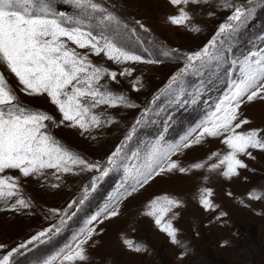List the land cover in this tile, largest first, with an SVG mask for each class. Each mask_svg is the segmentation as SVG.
I'll return each instance as SVG.
<instances>
[{
    "label": "rangeland",
    "instance_id": "rangeland-1",
    "mask_svg": "<svg viewBox=\"0 0 264 264\" xmlns=\"http://www.w3.org/2000/svg\"><path fill=\"white\" fill-rule=\"evenodd\" d=\"M44 2L55 11L80 18L79 10L69 0ZM97 2L119 15L130 27H137L143 44H131L133 51L144 56L150 55L161 62L135 65L133 76L120 77L119 84L107 77L101 81L109 91L123 94L130 102L138 105L131 109L107 106L94 109L102 120L111 118L116 121L115 124L81 135L77 129L63 125L55 127L49 122V131L89 162H99L106 166L108 156L124 141L145 108H149V114L143 117L142 125L136 126V132L125 149V158L98 185L96 192L91 194L69 226L49 243L16 256L15 264H43L45 259L56 255L69 244L91 216L99 213L110 198L118 197L123 191L121 185L125 182L126 168L143 163V157L151 145L161 141V137V143H178L214 110L215 104L227 92L231 79L238 71V64L233 65V60L239 61L251 52L264 50V8L258 7L231 48L225 52V63L216 74H189L184 78L186 90L183 93L162 96L157 105H151L149 102L154 95L166 86L171 75L183 67L184 54L199 51L207 44L228 12L221 10V0H211L209 5L199 7L189 6L186 10L193 17L189 24L201 29L194 33L183 26L169 23L170 16L178 15V8L171 6L168 0ZM235 2L244 3L246 0ZM136 20H140L150 31H140L135 25ZM91 23L97 24V21ZM94 31L98 33L100 28L96 27ZM145 48L148 52L144 51ZM173 50H178V53ZM165 51L172 52V56L165 57ZM89 59L93 64L110 71L119 72L122 67L131 66L116 65L103 57V54H89ZM5 74L23 106L44 111L55 120H61L54 105L44 97L24 96L19 92L15 77L7 72ZM136 78L143 85L139 92L132 90ZM243 111L251 123L237 131L264 129V103L254 102ZM222 140L223 137L206 138L201 145L181 150L173 159L181 167L189 169L187 174L173 172L157 177L123 200L118 217L97 225L99 235L94 238L95 244L86 246V264H264V153L250 150L255 159L241 156L240 159L248 168L240 169L239 176L226 179L222 175L225 165L210 170L213 164H219L229 153ZM134 153H139V157H134ZM195 163H203L205 167L193 169ZM3 175L18 180L23 198L29 200L32 207L19 213L0 212V244L4 245L0 258L38 231L56 223L59 217L53 215L50 209L66 210L68 203L81 198L83 189L89 186L95 174H66L59 180L52 174V170H48L45 177L39 179L24 178L14 170H6ZM128 182L131 183V180ZM52 184H59V187L53 188ZM205 189L212 192L209 199L215 205L214 210H205L200 203ZM165 195L179 200L182 205L165 217V221L171 219L177 230L179 244H173L167 234L160 231L154 219L145 215L150 211V202ZM252 195H260L262 198L250 199ZM0 207L3 205L0 204ZM125 240L133 241L134 245H140L147 251H130Z\"/></svg>",
    "mask_w": 264,
    "mask_h": 264
},
{
    "label": "snow or ice",
    "instance_id": "snow-or-ice-1",
    "mask_svg": "<svg viewBox=\"0 0 264 264\" xmlns=\"http://www.w3.org/2000/svg\"><path fill=\"white\" fill-rule=\"evenodd\" d=\"M69 2L79 10L80 18L53 10L44 0H0V204L3 205L0 212L19 213L32 207L31 202L23 198L18 180L10 175H3L6 170L17 171L24 178L37 179L45 177L48 170H52L57 180L66 174L78 175L79 172H92L95 175L89 186L83 189L81 198L68 203L66 210L50 209L53 215L59 217L56 223L7 251L0 258V264H15L16 256L49 243L69 226L91 194L96 192L98 185L125 158V149L136 132V126L142 125L143 117L149 114V108H145L124 141L108 156L106 166L99 162H89L51 134L49 122L55 127L63 125L77 129L81 135L115 124L116 121L111 118L102 120L94 109L100 106L131 109L138 105L130 102L123 94L109 91L101 81L107 77L119 84L120 77L133 76L135 65L161 62L150 55L144 56L133 51L131 44H143L137 27H130L119 15L97 0ZM168 3L178 8V15L168 18L170 24L183 26L194 33L201 31L198 26L189 24L193 17L186 9L189 6L209 5L211 0H168ZM258 7L264 8V0H246L244 3L221 0V10L228 12L224 21L199 51L184 54L183 67L171 75L166 86L149 103L157 105L162 96L183 93L186 90L184 78L189 74H216L225 63V52L231 48ZM93 20L97 24L91 23ZM135 25L140 31H150L140 20H136ZM96 27L100 28L98 33L94 31ZM144 51L148 52V49L145 48ZM173 51L178 53V50ZM89 54H103V57L116 65L131 66L122 67L119 72L110 71L93 64ZM163 55L170 57L172 52L165 51ZM232 63L238 64V71L231 79L227 92L215 104L214 110L178 143H161V137V141L152 144L143 157V163L126 168L125 182L121 185L123 191L118 197L110 198L103 209L91 216L85 226L74 234L69 244L56 255L45 259L43 264H86V246L95 244L94 238L99 235L97 225L118 217L123 200L157 177L173 172H189L188 168L181 167L173 159L181 150L201 145L206 138L223 137L222 143L227 146L229 153L219 164H213L210 170L225 165L222 175L226 179L239 176L240 169L248 168L240 159L241 156L255 159L250 150L264 153V129L237 131L251 123L244 116L243 109L254 102L264 103V50L251 52L244 59L233 60ZM6 72L15 77L19 92L24 96L44 97L54 105L61 120H55L44 111L23 106L16 90L10 86ZM142 87L141 80L136 78L132 83V90L139 92ZM179 102L178 100L177 103ZM133 155L139 157V153ZM204 167L203 163L192 165L193 169ZM51 186L57 188L59 184ZM211 195V190L205 189L201 196L200 203L205 210L215 208L209 199ZM261 198L260 195L250 197L254 200ZM181 206L179 200L165 195L152 200L148 205L150 211L145 213L154 219L160 231L166 233L173 244L180 243L177 230L171 219L165 221V217ZM124 243L130 251H147L140 245H134L133 241L125 240ZM3 250L4 245L0 244V251Z\"/></svg>",
    "mask_w": 264,
    "mask_h": 264
}]
</instances>
